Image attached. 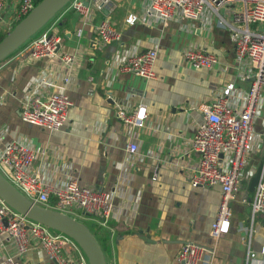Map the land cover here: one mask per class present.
<instances>
[{"label": "crops", "instance_id": "crops-1", "mask_svg": "<svg viewBox=\"0 0 264 264\" xmlns=\"http://www.w3.org/2000/svg\"><path fill=\"white\" fill-rule=\"evenodd\" d=\"M3 1L0 32L6 35L14 25L10 21L19 1ZM93 1L84 3L93 7ZM150 3L108 0L102 9L93 7L87 21L66 7L57 14L61 16L58 54L78 57L76 75L65 91L72 106L59 131L47 132L20 118L24 99L40 79L51 83L49 92L62 86L58 58L31 62L24 44L2 61L0 148L12 140H24L36 152L32 172L39 173L44 182L63 187L74 179L79 186L111 194L113 210L104 226L78 209L68 215L91 222L90 231L104 247L106 264H180L177 254L187 243L211 252V260L200 264H246L247 235L242 229L249 219L253 195L247 185L264 165V88L258 95L254 140L241 188L231 202L230 230L214 242L209 233L220 188H192L189 184L198 160L190 151L201 120L197 107L211 103L231 84L229 104L242 110L253 75L248 62L235 59V37L219 26L218 16L206 10L198 21L174 15L162 22L148 15ZM218 13L229 22L225 9ZM129 15L137 17L132 26L125 23ZM102 21L110 22L119 33V40L105 47L98 45L95 33ZM152 48L158 53L155 80L117 72L124 58ZM186 50L211 53L217 63L210 69H194L183 59ZM138 104L146 108L143 128L126 126L115 117L117 108L130 111ZM129 142L138 146L133 157L126 152ZM54 201L50 196L49 203ZM262 219H257L251 238L256 257L248 264H264V254H260L264 247ZM7 257L18 258L17 250L7 235L0 234V264ZM19 258L29 264H55L36 247Z\"/></svg>", "mask_w": 264, "mask_h": 264}, {"label": "built area", "instance_id": "built-area-1", "mask_svg": "<svg viewBox=\"0 0 264 264\" xmlns=\"http://www.w3.org/2000/svg\"><path fill=\"white\" fill-rule=\"evenodd\" d=\"M19 5L10 24H16L26 17L41 0H18ZM108 0H94L93 7L102 9ZM5 7L0 0V15ZM66 9L76 12L82 20L90 19L92 8L84 0H71ZM64 7V8H65ZM229 13V22L221 18L219 10ZM208 10L218 16L219 26L228 29L235 37L234 57L238 62L246 61L253 75L242 110L236 111L229 104L233 85H227L223 94L209 104H200L197 111L200 123L190 142V151L197 155L196 169L189 176L192 188H220L217 213L210 227L214 242L227 234L232 219L231 202L241 188L242 173L247 165L249 148L254 140L253 119L259 91L264 88V0H151L148 15L166 22L174 15L180 19L198 21ZM56 15L44 27L41 34L31 39L24 48L31 62L58 58L63 69L62 86L49 92L51 83L43 78L27 94L20 110L23 123L39 127L47 132L61 130L68 121L72 103L65 93L75 77L78 57L72 54L59 55L61 36ZM137 17L129 15L125 23L132 26ZM13 26V25H12ZM96 39L100 47L119 40V33L108 21L96 27ZM184 61L194 69H210L217 63L216 57L201 50H186ZM157 50L152 48L128 56L117 66L120 74H132L145 81L156 79L155 63ZM77 66V67H76ZM146 108L138 104L127 111L115 110V117L126 126L143 128ZM264 135V131H263ZM138 150L134 142L126 145V152L133 157ZM35 150L24 140H12L0 148V175L29 201L40 207L68 216L78 209L84 216L99 220L102 226L110 220L113 210L110 193L79 186L76 180L63 187H54L43 181L41 175L32 172ZM50 196L55 197L52 205ZM264 218V177L256 185L250 201L247 225L242 229L247 235L246 264L256 257L251 251V238L255 233L257 219ZM0 234H5L16 247L18 258L7 257L1 264H29L19 257L31 248H39L55 264H87L82 250L70 237L36 223L9 207L0 198ZM264 254V247L261 253ZM208 249L193 243L180 247L177 261L180 264H200L211 260ZM210 264V262H209Z\"/></svg>", "mask_w": 264, "mask_h": 264}, {"label": "water", "instance_id": "water-1", "mask_svg": "<svg viewBox=\"0 0 264 264\" xmlns=\"http://www.w3.org/2000/svg\"><path fill=\"white\" fill-rule=\"evenodd\" d=\"M71 0H41L35 8L0 41V63L26 44L50 22ZM264 165L248 182V193H253ZM0 198L13 210L49 229L70 237L86 256L88 264H106L105 255L95 236L82 223L61 213L35 205L0 175ZM264 228V218L261 220Z\"/></svg>", "mask_w": 264, "mask_h": 264}, {"label": "rangeland", "instance_id": "rangeland-1", "mask_svg": "<svg viewBox=\"0 0 264 264\" xmlns=\"http://www.w3.org/2000/svg\"><path fill=\"white\" fill-rule=\"evenodd\" d=\"M13 27H14V26H12L11 28L13 29ZM44 28H45V27H43V28H42V29H41L36 35H34L31 39H33V38H35L36 36H38V34H41V33L43 32ZM31 39H30V40H31ZM30 40H29V41H30ZM29 41H28V42H29ZM28 42H27L26 44H28ZM77 220H78V219H77ZM80 220H81V221H80ZM80 220H78V222L85 224V225H86L89 229H91V231L93 232V229H92V226H93V225L91 224V222L86 221V220L84 221V220H82V219H80Z\"/></svg>", "mask_w": 264, "mask_h": 264}, {"label": "trees", "instance_id": "trees-1", "mask_svg": "<svg viewBox=\"0 0 264 264\" xmlns=\"http://www.w3.org/2000/svg\"><path fill=\"white\" fill-rule=\"evenodd\" d=\"M16 24H17V23H16ZM16 24H14L13 26H15ZM5 36H6L5 34H3V33L0 32V41H1ZM92 234H93V233H92ZM93 235H94V234H93ZM94 236H95V235H94ZM95 238H96V240L98 241V243H99L101 249H102L103 252H104V249H103L104 247H103V245H102L100 239H99L97 236H95Z\"/></svg>", "mask_w": 264, "mask_h": 264}]
</instances>
